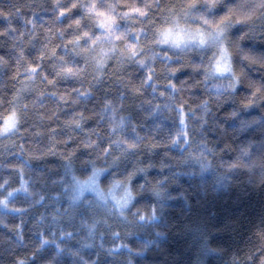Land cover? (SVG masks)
Segmentation results:
<instances>
[{
	"label": "clouds",
	"instance_id": "clouds-1",
	"mask_svg": "<svg viewBox=\"0 0 264 264\" xmlns=\"http://www.w3.org/2000/svg\"><path fill=\"white\" fill-rule=\"evenodd\" d=\"M0 264H264V0H0Z\"/></svg>",
	"mask_w": 264,
	"mask_h": 264
}]
</instances>
